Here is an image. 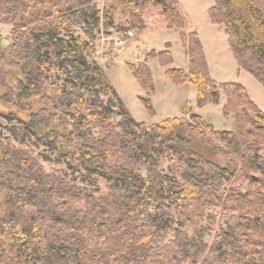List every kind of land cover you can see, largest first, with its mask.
I'll return each mask as SVG.
<instances>
[{
	"label": "trees",
	"instance_id": "trees-1",
	"mask_svg": "<svg viewBox=\"0 0 264 264\" xmlns=\"http://www.w3.org/2000/svg\"><path fill=\"white\" fill-rule=\"evenodd\" d=\"M109 1L102 12L92 0L1 3L0 22L11 25L0 88L13 111L4 117L55 151L67 172L49 173L28 151L0 140V264H264V113L242 85L210 77L198 36L185 32L176 0ZM150 4L159 6L168 28L179 30L188 59L187 71L171 68L166 76L195 85L199 107L217 103L223 92V114L234 115L232 130H214L190 112L187 119L137 122L101 65L83 52L90 43L75 36V27L91 37L101 16L112 27L108 13L117 10L128 18L118 31L139 33ZM208 14L224 28L238 69L264 88V0H214ZM168 46L146 57L170 63ZM127 67L149 95L145 63ZM8 69L20 73L13 86ZM53 71L63 78L52 77ZM142 101L151 112L150 99ZM112 115L120 120L113 122ZM197 141L233 163L204 158ZM232 179L248 188L223 193ZM212 201L221 207L225 227L210 244L204 240L209 225L189 235L169 211L194 223Z\"/></svg>",
	"mask_w": 264,
	"mask_h": 264
},
{
	"label": "rangeland",
	"instance_id": "rangeland-1",
	"mask_svg": "<svg viewBox=\"0 0 264 264\" xmlns=\"http://www.w3.org/2000/svg\"><path fill=\"white\" fill-rule=\"evenodd\" d=\"M3 1L0 0V11ZM109 2V0H92L91 4H94L102 12L103 8L109 5ZM213 5L214 0H176L177 9L184 19V24L186 22L190 30L195 31L198 36L210 77L218 84L238 83L242 85L250 100L264 113V88L249 73L238 69L236 61L230 52L224 28L210 20L208 10ZM108 15L112 17V27L105 24L104 18L101 16L100 22L97 28L93 30L91 37H87L83 33V27L80 26L75 27L74 34L80 41H89V47L83 49V52L87 54L90 60L101 65L116 95L134 120L150 125L173 117H185L187 119V114L190 112L200 116L214 130L229 131L233 129L234 115L224 116L222 111L226 100V95L223 92H221L217 103L210 102L199 107L196 104L195 85L188 82L176 84L166 76L168 69L183 70L186 69L187 63L183 54L184 49L180 40L179 30L167 27L166 20L161 15L159 6L150 4L147 7L142 16L144 28L139 33L136 30H130L126 33L118 31L119 26H127L128 24V18L125 14L116 10L108 13ZM10 31V24L0 22L1 69L2 62L6 58L5 47L7 46ZM185 32L188 31L185 30ZM118 39L124 41L122 50L119 53H117V50L120 47L116 46ZM167 45H169L168 50L171 55L170 63H162L158 57H146L150 51L158 52L164 50ZM127 63H145L148 67L153 88L149 95H147L145 89L128 69ZM6 73L8 74L7 84L13 86L15 80L20 77V73L10 69ZM52 74V77L59 75L63 78V74L59 72L53 71ZM3 92L4 89L0 88V140L10 146L23 148L28 151L39 160L43 168L49 173L61 174L67 172L65 164L57 162L56 159H60V157L55 151H50L45 146L37 145L35 138L26 135L25 130L16 120L4 117L5 115H12L13 109L1 99ZM144 98L150 99L151 112L144 105L142 101ZM33 103H35L34 108H37V101ZM185 109L186 111H184ZM20 116L24 117L25 115L20 114ZM111 119L113 122H117L120 117L112 115ZM12 131L16 132V138L23 137L24 142L17 140ZM195 144L196 150L198 149V152L204 158L218 163H223L224 160H227V156L215 151L210 144H199V141L195 142ZM259 153L264 156V149L260 150ZM48 156L50 160L46 158ZM140 172L145 175L144 169L140 168ZM69 177L78 178L79 176L71 174ZM76 182L80 184L79 178ZM97 185L102 192L107 191L106 183L103 179H99ZM231 188L244 192L248 188V184L247 182L232 179L230 182L225 183L223 193H227ZM212 202V204L209 203L203 207L206 215H195L194 223L183 220L185 215L179 211L171 208L169 211L178 225H180V221H183V228L189 235H192L200 226L209 225L204 240L210 244L221 228L225 227L221 221L223 213L221 207L218 206L216 201Z\"/></svg>",
	"mask_w": 264,
	"mask_h": 264
},
{
	"label": "crops",
	"instance_id": "crops-1",
	"mask_svg": "<svg viewBox=\"0 0 264 264\" xmlns=\"http://www.w3.org/2000/svg\"><path fill=\"white\" fill-rule=\"evenodd\" d=\"M184 30H186V31H192V30H190V28L188 27V25H186V22H185V29ZM195 32V31H194ZM183 54H184V56H185V58H186V63H187V65H186V69H183V70H187V68H188V59H187V56H186V54H185V52H184V50H183ZM184 111H186V109L184 110Z\"/></svg>",
	"mask_w": 264,
	"mask_h": 264
},
{
	"label": "built area",
	"instance_id": "built-area-1",
	"mask_svg": "<svg viewBox=\"0 0 264 264\" xmlns=\"http://www.w3.org/2000/svg\"><path fill=\"white\" fill-rule=\"evenodd\" d=\"M123 45H124V41H123V40L118 39V40L116 41V46H117V47H120V49L117 50V53H119V52L122 50V46H123Z\"/></svg>",
	"mask_w": 264,
	"mask_h": 264
},
{
	"label": "flooded vegetation",
	"instance_id": "flooded-vegetation-1",
	"mask_svg": "<svg viewBox=\"0 0 264 264\" xmlns=\"http://www.w3.org/2000/svg\"><path fill=\"white\" fill-rule=\"evenodd\" d=\"M5 56H6V55H5ZM5 59H8V57L6 56ZM223 163H228V161H227V160H224Z\"/></svg>",
	"mask_w": 264,
	"mask_h": 264
},
{
	"label": "water",
	"instance_id": "water-1",
	"mask_svg": "<svg viewBox=\"0 0 264 264\" xmlns=\"http://www.w3.org/2000/svg\"><path fill=\"white\" fill-rule=\"evenodd\" d=\"M227 161H230V160H229V159H227ZM230 163H233V162H231V161H230Z\"/></svg>",
	"mask_w": 264,
	"mask_h": 264
}]
</instances>
